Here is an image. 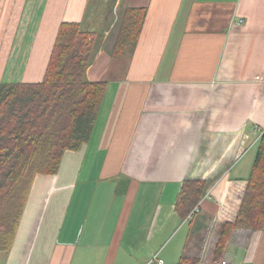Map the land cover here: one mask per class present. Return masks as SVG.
Returning a JSON list of instances; mask_svg holds the SVG:
<instances>
[{"label": "crops", "instance_id": "1", "mask_svg": "<svg viewBox=\"0 0 264 264\" xmlns=\"http://www.w3.org/2000/svg\"><path fill=\"white\" fill-rule=\"evenodd\" d=\"M103 1L0 0V83L41 81L77 22L95 34L86 78L106 84L89 140L34 176L0 264H220L264 130V0H114L146 11L118 57ZM186 180L204 182L190 218L174 208ZM221 260L264 264V230H234Z\"/></svg>", "mask_w": 264, "mask_h": 264}, {"label": "trees", "instance_id": "2", "mask_svg": "<svg viewBox=\"0 0 264 264\" xmlns=\"http://www.w3.org/2000/svg\"><path fill=\"white\" fill-rule=\"evenodd\" d=\"M145 8L124 10L110 55L124 54L140 34ZM95 34L77 22H62L41 81L0 83V251L11 246L36 174H54L65 151L78 150L91 135L106 84L90 81ZM204 182L181 184L174 208L185 217L202 195ZM236 229L264 230V130L233 221L220 224L212 253L219 262ZM182 257L177 264H198Z\"/></svg>", "mask_w": 264, "mask_h": 264}, {"label": "rangeland", "instance_id": "3", "mask_svg": "<svg viewBox=\"0 0 264 264\" xmlns=\"http://www.w3.org/2000/svg\"><path fill=\"white\" fill-rule=\"evenodd\" d=\"M113 2H114V0H107V4H106V2L103 1L101 4L100 3L98 4L97 9H102L103 6L106 4L105 8L107 10L105 9V11H106L105 16H114V22L116 23V22H118L119 17L120 16L122 17L124 11H122V13H121L120 8L117 5L116 6L113 5ZM92 58H93V54H92ZM91 62H92V60L90 61V64H91ZM4 253H6V252L0 251V257L3 256Z\"/></svg>", "mask_w": 264, "mask_h": 264}, {"label": "built area", "instance_id": "4", "mask_svg": "<svg viewBox=\"0 0 264 264\" xmlns=\"http://www.w3.org/2000/svg\"><path fill=\"white\" fill-rule=\"evenodd\" d=\"M197 208H194L191 213L188 215V218L191 217V215L194 213V211H196ZM146 264H168L166 263L163 259L159 258L156 255H153L150 260L146 263ZM220 264H227V262L225 260H221Z\"/></svg>", "mask_w": 264, "mask_h": 264}]
</instances>
